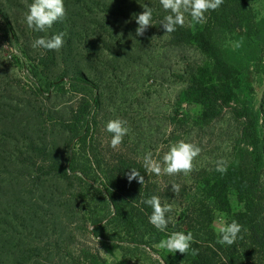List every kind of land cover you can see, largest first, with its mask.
Here are the masks:
<instances>
[{
    "label": "rangeland",
    "instance_id": "374dc122",
    "mask_svg": "<svg viewBox=\"0 0 264 264\" xmlns=\"http://www.w3.org/2000/svg\"><path fill=\"white\" fill-rule=\"evenodd\" d=\"M28 1L0 0V172H4L0 176V211L3 205L12 204L18 215L28 217L27 229L25 224L21 229L15 223L20 234L29 235L27 240H17L21 243L18 249H36L37 264H161L164 258L178 263L179 252L158 249V243L152 242L157 230L152 224L153 229L142 225L134 229L112 217L101 222L102 236H93L90 222L105 210L103 170L120 158L137 162L153 194L162 204L172 205L173 210L166 214L169 231L175 230L171 224L176 218L188 215L197 201L206 202V196L217 191L222 192L231 212H240L243 189L238 191V183L249 172V165L239 155L241 105L229 103L206 118L201 105L180 100L188 80L198 77L209 61L193 43L171 40L160 25L163 8L156 0L112 1L108 3L111 13L96 14L92 9L83 21L77 17L78 7L69 4L70 33H64L63 47L33 77L31 67L45 52L32 43L58 32L27 27ZM144 5L153 9V26L143 36H136L135 16ZM249 5L264 18V0H251ZM203 24L194 23L186 14L185 27ZM217 36L220 43H226L223 34ZM100 40L107 49H101ZM77 73L85 80L71 79ZM59 74L64 77L55 82ZM238 95L258 113L257 130L264 152V74L250 70ZM79 106H85L86 112L75 127L78 137L71 139L67 123ZM115 118L126 120L130 128L117 149L110 147L111 134L105 130L106 123ZM181 139L202 148L189 175L156 176L145 170L146 153L160 160ZM32 145L53 149L55 158L73 173L65 180L44 174L40 167H44V159ZM26 156L35 161L28 169L23 162ZM221 159L227 162L226 173L216 171V161ZM172 183L181 185L177 195L171 190ZM259 185L255 196L260 193L261 198L264 168ZM214 216L213 228L218 233L227 214L216 209ZM4 228L0 224V231ZM140 238L145 246L133 243Z\"/></svg>",
    "mask_w": 264,
    "mask_h": 264
},
{
    "label": "trees",
    "instance_id": "16d2710c",
    "mask_svg": "<svg viewBox=\"0 0 264 264\" xmlns=\"http://www.w3.org/2000/svg\"><path fill=\"white\" fill-rule=\"evenodd\" d=\"M112 1L116 0H64L66 9L64 19L66 20L54 23L50 29L58 33L69 31V22H67L69 4L78 7L77 17L83 21L84 16L92 12V9L96 10V14L111 13L108 3ZM28 2L30 4L32 0ZM156 2L160 4L159 0ZM250 2L251 0H224L218 10L208 12L205 24L191 28L177 26L176 31L167 33L175 43H193L209 61V64L201 69L198 77L192 76L188 80L187 87L180 94V100L201 105L202 115L206 118L216 115L222 107L229 103L236 106L241 105L242 109L238 113L242 120L239 155L243 164L249 165L248 176L240 179L238 183L241 185L238 191L243 189L240 193L243 195L244 208L242 211L231 212L225 197H222V192L217 191L209 198L206 196V202L197 201L188 215L176 218L174 224H171L175 230L166 229L163 232L156 230L153 243H159L163 237L167 238L175 231L192 232L194 236L192 248L198 249L199 254L193 256L191 249L185 255L178 253L176 264H264V196L259 198L260 193L255 196L260 189L259 175L264 168L263 145L257 130L258 113L252 107L245 105L246 101L238 95V91L243 87V78L250 70L264 74V18H259L257 13L250 8ZM167 14L164 10H160L159 19L162 21ZM79 27L83 30L82 26ZM105 30L100 29L106 33ZM217 34H223L226 43H220ZM5 36L8 39L7 33ZM12 36H15L13 29ZM109 36H112V33H109ZM99 43L101 49H107L103 40ZM101 49L97 51L99 54ZM43 50L45 55L37 57L31 67L33 77L37 76L39 67H47L56 51ZM63 77L59 74L54 77V80L55 82L61 81ZM71 79L85 80L80 73L74 74ZM49 84L50 82L48 86ZM85 112L86 107L79 106L71 114L70 121L67 123L71 139L78 137L76 134L78 128L75 127L80 125ZM59 122L61 126L66 127L64 121ZM32 147L36 148L34 149L36 155L44 159L42 160L44 167L40 164L44 174H51L53 177L65 180L69 176L68 169L70 173H73L71 167L62 165L55 158L53 149L49 151L47 147L37 148L34 145ZM24 159L23 162L27 169L35 165V161L30 156ZM132 168L137 169L144 176L143 168L137 162L126 158L116 160L110 168L103 170L101 187L105 210L90 222L93 226V236L101 237V222L108 221L112 217L134 229L141 225L153 229L148 220L152 209L143 203L144 200L154 195L151 183L145 176L143 185L136 180L129 182L126 173ZM1 173L4 172H0V176ZM3 206L0 211V224L5 227V230L0 231V264H30L31 262L37 264L39 253L35 251L36 249H30V247L18 249L21 243L17 240H27L29 237L27 234L23 236L20 234L21 231L16 230L17 227L22 229L24 224L27 229V215H25L27 218H24L22 214L18 215L12 204ZM216 209L227 214V223L235 219L244 226V230L231 246L217 243L219 236L213 228ZM16 222H19L18 226ZM142 241L140 238L133 243L145 246ZM162 262L163 264H174L168 258L162 259Z\"/></svg>",
    "mask_w": 264,
    "mask_h": 264
},
{
    "label": "clouds",
    "instance_id": "9594fccd",
    "mask_svg": "<svg viewBox=\"0 0 264 264\" xmlns=\"http://www.w3.org/2000/svg\"><path fill=\"white\" fill-rule=\"evenodd\" d=\"M163 10L168 14L160 22L165 33L176 31L177 26L183 27L185 24L186 14L190 15L194 23H206V13L216 11L224 3V0H159ZM143 11L135 16V22L138 27L135 29L136 36H143L146 30L153 26V9L147 5L142 6ZM66 15L64 0H32L28 5V11L25 13V23L28 28L37 32H44L52 28L54 23L62 21ZM128 23V21H125ZM64 45V33H57L50 38L40 37L33 43V48H43L49 51H58ZM239 46V45H237ZM105 130L111 134L110 147L117 149L129 134L130 128L128 122L122 118L110 119L106 123ZM202 148L195 143L186 142L181 139L169 146V150L164 153L162 159L153 158L151 152L144 155L143 166L150 174L160 175H189L194 170V160L200 155ZM70 174V169L67 170ZM216 171L220 173L227 172V162L223 159L216 161ZM129 182L136 180L143 185L144 176L132 168L126 173ZM181 185L178 183L171 184V190L175 195L180 192ZM144 204L152 209L148 217L149 223L158 231H165L169 224L166 214L170 213L172 205L162 204L161 198L152 195L143 201ZM244 230V226L233 219L230 223L224 222L218 229L217 243L220 245H233L238 239V235ZM194 236L192 232L175 231L166 239H162L156 247L166 250L169 253L179 252L181 254L189 253L193 256L198 255V249L192 248ZM150 251V250H149ZM161 264L163 262L161 261Z\"/></svg>",
    "mask_w": 264,
    "mask_h": 264
}]
</instances>
